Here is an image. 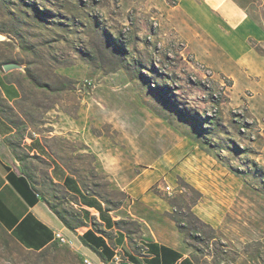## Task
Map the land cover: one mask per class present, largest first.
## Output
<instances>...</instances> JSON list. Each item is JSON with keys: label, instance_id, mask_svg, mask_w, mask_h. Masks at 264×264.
<instances>
[{"label": "rangeland", "instance_id": "1", "mask_svg": "<svg viewBox=\"0 0 264 264\" xmlns=\"http://www.w3.org/2000/svg\"><path fill=\"white\" fill-rule=\"evenodd\" d=\"M204 1L0 0V69L21 67L7 72L24 136L50 137L55 158L89 191L122 202L124 216L135 202L133 239L177 238L195 264H264V83L213 68L211 33L197 38ZM234 1L251 22L246 45L264 55V0ZM30 156L20 164L36 190L59 211L76 210ZM75 257L56 243L25 251L0 228V264Z\"/></svg>", "mask_w": 264, "mask_h": 264}, {"label": "crops", "instance_id": "2", "mask_svg": "<svg viewBox=\"0 0 264 264\" xmlns=\"http://www.w3.org/2000/svg\"><path fill=\"white\" fill-rule=\"evenodd\" d=\"M203 5L204 10L194 20L202 33V36L197 33L198 41H204V31L209 35L211 33L209 55L213 60V68L229 77L252 78L256 87L260 82L264 83V55L246 45L247 38L252 37L247 12L234 0H205ZM188 11L190 16L195 14L190 5ZM226 29L233 30V34L226 35ZM1 69L0 96L8 105L14 107L20 99V89L12 75ZM254 91L258 92L255 88ZM68 125L67 133H74L76 124L69 122ZM52 127L56 129V126ZM14 132V128L0 114V226L23 250L39 252L52 246L55 244L54 231L60 230L72 240L79 257L86 256L97 264H109L115 256L124 258L129 264H195L181 249L177 238L156 237L152 232L146 245L138 242L144 247V256L135 255L125 234L114 226L116 220L137 218L130 210L135 202L128 207L127 216H124L123 206L108 211L102 201L82 189L77 178L49 151L43 140L50 137H44L40 133L32 134V139H26V152L50 163L48 171L52 182L62 186L69 196L76 198L73 206L81 213L86 225L78 233L67 230L44 203L43 197L34 190L35 186L22 173V165L7 146L6 140ZM80 139L89 148L87 151L96 157L98 169L108 173V166L102 160V152L92 150V141L85 136ZM141 200L144 201L143 198ZM138 219L142 221L140 217Z\"/></svg>", "mask_w": 264, "mask_h": 264}, {"label": "trees", "instance_id": "3", "mask_svg": "<svg viewBox=\"0 0 264 264\" xmlns=\"http://www.w3.org/2000/svg\"><path fill=\"white\" fill-rule=\"evenodd\" d=\"M19 101V100H18ZM17 103V102H16ZM15 103V104H16ZM15 106V105H14ZM14 108L15 107H11L10 105H8L4 99L1 98L0 96V114L1 116L14 128V135L11 136L10 138H8L6 140V144L7 146L10 148V150L14 153V156L16 158V160L19 162V163H22L24 162L25 159H27L28 157H31L25 150L24 148V145L26 144V139H32L31 135L29 136H24L23 135V131L25 130V127H26V116L22 117L23 120H18L17 118H15V116L13 115V111H14ZM23 116V115H22ZM26 117V118H25ZM29 117V116H28ZM30 122L31 121V118H29ZM13 138H15L16 140L13 142ZM48 148V147H47ZM49 149V148H48ZM16 151H20L21 153H15ZM49 151L51 152V150L49 149ZM23 153H26V154H23ZM38 157L42 163L45 165V167L47 169L50 168V163L48 161H46L45 159L39 157V156H36ZM65 167V166H64ZM66 170L71 174L73 175L74 177L77 178V173L68 168V167H65ZM22 173H24V175L27 177V179L29 180V182L34 185L31 180H30V176L27 175L23 169V166H22ZM80 186L82 187V189L90 194V195H93V196H96L100 201H102L108 211H112V210H117L119 209L121 206H122V202H117V203H111V202H108L107 200L104 199V197L101 195V194H98L96 192H91L87 189V185L80 179H77ZM53 183V182H52ZM54 185H57L55 183H53ZM35 186V185H34ZM60 188L64 189L62 186L58 185ZM105 189H108V184H106L105 186ZM34 190L40 194L37 190H36V187H34ZM65 194L68 195V192L65 191ZM114 193H120V192H117V191H112ZM41 195V194H40ZM42 196V195H41ZM69 196V195H68ZM43 197V196H42ZM72 197L71 198V202L72 204H75L76 203V198L73 197V196H70ZM43 201L44 203L48 206V208L58 217V219L61 221V223L64 225V227L73 232V233H78L80 229L84 228L86 225L84 224L83 220H82V216H81V213L78 211V210H66V209H63L61 211H59L56 207L52 206L50 204V202L48 200H46L44 197H43ZM70 218V219H69ZM71 219H73L74 221L71 222ZM114 226L118 229V230H121L128 242H129V245H130V248H131V251L137 255V256H144L143 255V252H144V247L141 245V244H138L139 241H136L135 239L132 238V234L134 233L133 232V229L137 228L138 227V224L137 222L131 220V219H119V220H116L114 222ZM0 228L2 230H4L1 226ZM11 238V237H10ZM12 239V238H11ZM13 240V239H12ZM14 241V240H13ZM15 242V241H14ZM147 241H145V245L147 244L146 243ZM16 243V242H15ZM17 244V243H16ZM18 245V244H17ZM54 245V244H53ZM19 246V245H18ZM20 247V246H19ZM21 248V247H20ZM49 248V247H48ZM48 248L42 250V251H39V252H34V253H44ZM29 252V251H28ZM101 257V254H98ZM121 261H125L124 258L121 257ZM74 262V261H73ZM75 264H82L81 263V259L80 257H75ZM111 264V262L109 263Z\"/></svg>", "mask_w": 264, "mask_h": 264}, {"label": "built area", "instance_id": "4", "mask_svg": "<svg viewBox=\"0 0 264 264\" xmlns=\"http://www.w3.org/2000/svg\"><path fill=\"white\" fill-rule=\"evenodd\" d=\"M170 189H171L170 186L166 187V191L168 193L170 192ZM55 235H64V234L60 230L54 231V236H53L54 241H55ZM55 243L60 245V246H67V247L73 248V242L69 238H68V242H55ZM80 259H81L82 264H97V263L93 262L90 258L83 256V255L80 256ZM120 262H121V257L115 256L113 261L111 262V264H118Z\"/></svg>", "mask_w": 264, "mask_h": 264}, {"label": "water", "instance_id": "5", "mask_svg": "<svg viewBox=\"0 0 264 264\" xmlns=\"http://www.w3.org/2000/svg\"><path fill=\"white\" fill-rule=\"evenodd\" d=\"M20 65H17V64H13V63H9V64H5L2 66V69L7 72V71H10V70H15V69H20ZM118 264H129L128 262L126 261H121L120 263Z\"/></svg>", "mask_w": 264, "mask_h": 264}, {"label": "bare ground", "instance_id": "6", "mask_svg": "<svg viewBox=\"0 0 264 264\" xmlns=\"http://www.w3.org/2000/svg\"><path fill=\"white\" fill-rule=\"evenodd\" d=\"M1 39H3V35L0 34ZM55 242H68V238L65 235H55Z\"/></svg>", "mask_w": 264, "mask_h": 264}]
</instances>
